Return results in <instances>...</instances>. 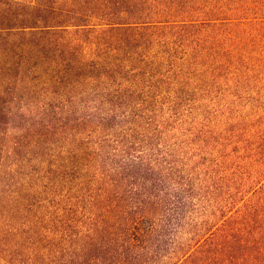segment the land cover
I'll return each mask as SVG.
<instances>
[{
    "label": "rangeland",
    "instance_id": "obj_1",
    "mask_svg": "<svg viewBox=\"0 0 264 264\" xmlns=\"http://www.w3.org/2000/svg\"><path fill=\"white\" fill-rule=\"evenodd\" d=\"M175 2L190 15L153 30L142 66L117 85L87 74L79 83L0 75V84L23 88L0 112V264L53 263L66 253L53 238L71 232L60 227L63 208L89 227L116 159L159 149L221 161L245 189L238 202L263 185L264 0Z\"/></svg>",
    "mask_w": 264,
    "mask_h": 264
},
{
    "label": "trees",
    "instance_id": "obj_2",
    "mask_svg": "<svg viewBox=\"0 0 264 264\" xmlns=\"http://www.w3.org/2000/svg\"><path fill=\"white\" fill-rule=\"evenodd\" d=\"M180 6L0 0V75L59 74L79 83L87 74L117 85L119 76L142 66L138 56L149 51L153 30L190 15ZM12 82L0 84V112L23 89ZM105 100L112 102L110 93ZM188 153L179 159L158 149L147 158L116 159L89 227L64 207L60 227L69 224L71 232L58 230L53 238L67 251H57L56 262L36 264H264V183L238 202L245 189L221 161H194Z\"/></svg>",
    "mask_w": 264,
    "mask_h": 264
}]
</instances>
